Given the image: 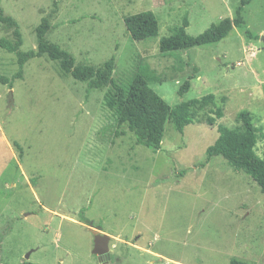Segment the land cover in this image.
I'll return each mask as SVG.
<instances>
[{"label":"rangeland","instance_id":"374dc122","mask_svg":"<svg viewBox=\"0 0 264 264\" xmlns=\"http://www.w3.org/2000/svg\"><path fill=\"white\" fill-rule=\"evenodd\" d=\"M240 1L0 0L23 52L35 51V29L48 17L45 41L75 65L103 69L114 57L110 77L122 86L147 67L150 88L171 108L215 97L182 133L170 119L152 151L117 124L108 87L76 81L45 56L29 60L10 88L0 83V264H102L91 228L110 238L106 264H264L259 188L217 154L200 166L216 125L237 128L241 111L252 115L254 151L264 155V0H249L245 29L232 28L218 43L158 50L181 27L194 37L233 19ZM147 11L158 34L135 42L123 20ZM11 32L0 25V39ZM16 68L15 56L0 49V77L10 79ZM216 108L222 118L206 125Z\"/></svg>","mask_w":264,"mask_h":264},{"label":"trees","instance_id":"16d2710c","mask_svg":"<svg viewBox=\"0 0 264 264\" xmlns=\"http://www.w3.org/2000/svg\"><path fill=\"white\" fill-rule=\"evenodd\" d=\"M248 3L249 0H241L234 11L233 19L224 18L197 36L191 37L186 34L183 27L179 28L173 35L159 42V52L168 54L211 45L224 39L232 28L243 31L246 27L243 8ZM123 22L126 32L135 42L153 39L158 34V23L152 12H141L125 17ZM0 25L7 30H12L9 39H0V49L15 56L17 67L10 79L0 77L2 85H7L10 88L15 80L22 78L23 67L29 60L45 56L48 60L57 62L59 69L76 81L90 82L91 87L96 88L108 87L105 97L106 106L116 115L117 124L126 126L134 135L137 145L152 151L160 149L165 125L170 119H173L176 132L182 133L184 127L201 120L197 118V114L206 112L208 107L215 106V97L209 94L199 99L181 102L171 108L150 88L149 79L145 74V71L148 70L147 67L139 68L130 83L127 86H122L110 77L114 57H111L103 65V69L75 65L71 55L61 50L59 46L45 41V36L50 29L48 17L42 18L35 29V51H21L22 36L19 27L14 19L4 15L1 8ZM244 34L248 38H253L248 31H245ZM192 77L193 75L189 76V79ZM188 89L189 82L186 80L180 85L177 91L178 96L182 97ZM207 112L203 121L211 127L215 126L217 120L223 116L221 108L209 109ZM236 121L239 125L232 130L220 124L216 125L218 137L206 149L205 160L200 166L204 167L210 158L217 154L234 172H242L247 175L264 196V155L260 158L254 151L257 135L252 115L247 111H241L237 115ZM232 264L241 263L232 262Z\"/></svg>","mask_w":264,"mask_h":264},{"label":"water","instance_id":"95a60500","mask_svg":"<svg viewBox=\"0 0 264 264\" xmlns=\"http://www.w3.org/2000/svg\"><path fill=\"white\" fill-rule=\"evenodd\" d=\"M93 236V251L92 253L96 255L99 262L102 264L108 263L109 260V249L108 243L110 238L106 235H102L97 229H90Z\"/></svg>","mask_w":264,"mask_h":264}]
</instances>
